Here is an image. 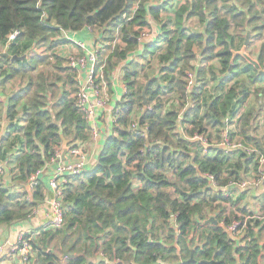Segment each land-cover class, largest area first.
Returning a JSON list of instances; mask_svg holds the SVG:
<instances>
[{
  "label": "trees",
  "instance_id": "trees-1",
  "mask_svg": "<svg viewBox=\"0 0 264 264\" xmlns=\"http://www.w3.org/2000/svg\"><path fill=\"white\" fill-rule=\"evenodd\" d=\"M152 1L0 0V44L7 47L8 36L20 31L7 48L11 55L26 56L14 63L8 57L0 59L8 66L3 83L17 76L27 79L26 86L7 98L8 131L17 132L20 115L25 125L22 154L15 161L14 181L21 188L0 182V226L27 220L44 201L45 182L32 192L28 183L51 163L63 140L68 146L92 142V128L73 97L78 91L75 74L56 54L59 46L73 43L60 38L62 34L89 27L97 32L110 90L111 72L125 63L126 93L118 103L112 133L103 141L95 166L68 179L65 224L57 230H38L30 241L31 264H101L90 261L101 251L114 264H264V222L249 221L239 247L220 226L224 218L231 221L222 207L229 203L224 188L242 181L253 163L258 172L259 163L240 153L237 158L215 150L213 156H203L198 144L190 158L186 141H192L178 131L182 122L187 135L207 133L208 127L220 132L225 118L234 119L251 97L249 84L264 83V75L241 56L228 73L233 51L244 45L247 32L262 36L264 0H238L239 6L230 0H189L180 5L174 21L162 17L174 0L157 7ZM192 18L198 19L200 31L187 29ZM150 19L160 26L159 35L156 41L141 42ZM36 48L51 56H31ZM198 56L200 66L195 67ZM155 59L158 77L142 83L141 73ZM214 60L219 62V77L209 65ZM257 60L264 70V42ZM43 66L51 70H39ZM189 71H196L197 85L188 92L184 77ZM213 82L217 93L207 96L206 83ZM254 94L264 99V88L256 87ZM169 98L177 99L178 105L163 113ZM263 102L242 112L231 133L258 149L259 140L264 145ZM138 110L142 113L134 130ZM145 127L147 135H142ZM231 156L236 159L231 161ZM208 176L214 177L218 189ZM65 252L69 254L62 259Z\"/></svg>",
  "mask_w": 264,
  "mask_h": 264
},
{
  "label": "built area",
  "instance_id": "built-area-1",
  "mask_svg": "<svg viewBox=\"0 0 264 264\" xmlns=\"http://www.w3.org/2000/svg\"><path fill=\"white\" fill-rule=\"evenodd\" d=\"M162 2L163 0H161V3ZM85 31H87L89 34L95 33V31L90 27ZM63 34L66 36V39L71 40L78 47V50L75 53L66 58V64L67 67L70 68L75 74V81L78 85V91L73 96L76 99V106L84 114V118L88 121L89 125L92 128V140L98 142L99 139L106 138L99 130L100 112L106 109L110 102L107 83L104 80V66L101 65L100 62V51L94 45L89 46L83 40H74L73 38H71V32H64ZM19 35L20 31H14L13 33H11L8 36L7 47L11 45L19 37ZM143 36L144 38L142 40L148 39V37L150 36V32H145ZM39 51L41 52H35V54L40 56V54L44 55L46 52V50L43 48H41ZM185 81L186 91L189 92L193 90L197 84L196 71H189L187 73ZM189 104H187L179 113L180 121H182L184 112ZM151 109L152 108L150 107V110ZM117 113L118 107L111 114L112 125H114V123L116 122ZM133 119L134 121L131 125V129L137 130L138 117H133ZM229 125L230 118L226 117L224 121V128L220 134V139L215 145L211 144L206 133H194L192 135H187L183 128L182 122L178 124V131L188 140H191L193 143L198 144L201 147L202 153L204 155H208L210 149L214 147L216 148V150L222 151L228 156L239 153L246 156H254L255 161H257L260 165H264V153L254 145H251L238 137H233L229 132ZM140 133H142V135H147V127L140 131ZM1 136L2 134L0 133V151L3 148ZM62 153V149H58L51 163H49L55 165L53 173L48 180V187L52 191L54 196L51 201L52 217L50 222L46 224V227L41 228L44 231L51 229L57 230L64 226V187L68 183V179L76 175H80L90 169V167L88 168V158L85 152V146H83V144H73L71 147H69L65 161H62ZM43 170L39 171L37 174L30 178L28 185L29 191H35L40 181L43 180L45 182L44 177L42 178ZM208 179L211 181L212 186L218 189L214 177L208 176ZM263 179L264 174L263 172H261L258 177H254L251 179L246 178L239 183H231L229 185L230 189L227 190V186L224 188V190L228 192L234 188L240 190H248L251 188L257 189L262 185ZM251 220L264 222V211L249 212L248 214L244 215L236 213V215L233 216L230 222H226V218H224L220 223V226L228 234V236L232 240H234L235 245L239 247L243 244L242 238L246 233L248 222ZM28 235H32L33 237L28 238ZM34 236H37V233H21L17 237L16 243L10 245L9 247L7 245L0 244V251H5L7 249L8 255L12 254L17 256L20 264H30V258L33 255L30 241L31 239H35ZM97 258L98 260L96 263L114 264L105 257V254L102 251L97 254Z\"/></svg>",
  "mask_w": 264,
  "mask_h": 264
},
{
  "label": "crops",
  "instance_id": "crops-1",
  "mask_svg": "<svg viewBox=\"0 0 264 264\" xmlns=\"http://www.w3.org/2000/svg\"><path fill=\"white\" fill-rule=\"evenodd\" d=\"M163 1H165V0H163ZM176 1H178L179 5H181V4H185L186 1H189V0H174L173 1L174 7L177 6ZM160 3H161V0L159 2H158V0H153L151 5H158ZM200 30H201V28H200ZM92 35H93L92 33L89 34L87 31H82V32H79L76 34L71 33V38H73L74 40L75 39L83 40L88 44V42L93 39ZM60 38L66 39V36L64 34H62V36ZM77 50H78V47L74 43L65 44V45L59 46L56 49V54L59 55L60 57H62L63 59H65L67 55H69L70 53H75ZM248 51L253 56L257 57L258 54H254L251 49H248ZM10 52H12V51H10ZM6 53H9V51H8V48L6 46H4L3 49L0 51V59L5 57L4 55ZM9 56L12 57L14 55H11L9 53ZM10 57H8V58L11 61ZM19 57H21V56H19ZM124 65H125V63H123L121 66L124 67ZM209 65L212 66L213 72H215L216 76L219 77V62L217 60H214ZM7 68H8L7 64H5L3 60H0V73H3ZM142 75H144L143 72L141 73V76ZM209 76H210V74L207 73V77H209ZM156 77H158V76H156ZM156 77H154V78H156ZM111 78H112L111 79V90H110V88H108V95L110 97V102H109L108 106L106 107V109H104L103 111L100 112V121H99V126H100L102 132L105 134V136L106 135L109 136L112 133V126L113 125L111 123L112 122L111 114L118 107L119 101L122 100L124 94L126 93V86H125L124 80L121 81V83H120V81L117 80L116 76L112 75ZM3 79L4 78H0V133L2 134L1 138H2V142H3V148L0 151V182L7 188H12V189L14 188V189L18 190L21 187L17 182L14 181L15 173H16L15 161L19 157V155L22 154V152H21L22 146H21L20 142H22V132H23L22 127L25 125V122L22 120L21 115H20V118L18 120V127H20V128H18L16 133L15 132L10 133V131H8V129H9L8 125L9 124H8L7 115H6V105H7V98L9 97L8 96L9 94H6L3 91L2 87L4 86L3 84H6L5 90H7V92H11L10 94H12L14 92L19 91L21 88H23L26 85H24L25 81L22 80L21 88L13 92V89H9V87H10L11 83L16 82V81L19 82L18 78L17 79L13 78L10 81H8L7 83H3ZM149 79H152V78H149ZM25 80H27V79H25ZM60 86H61V84H60ZM215 86H216V84L214 82L208 83L207 87L209 88L210 94H212V95L217 93L216 91L213 92ZM253 86H255V85H249L251 90H252ZM206 93H207V91H206ZM251 93H253V91ZM204 96H203V100H204ZM250 98L245 103L241 112L234 119H230V125L228 127L230 133L236 132V130L238 128L241 113L244 111H249L250 108H248V104H249L248 102H249ZM261 99H263V97H261ZM165 112L166 111L164 110L163 113H165ZM141 113H142V111L138 110L135 115L139 118ZM223 128H224V126L220 129V132H219L218 129H212L211 127H208L206 134L208 135L209 140H210L212 145H215L219 141L220 134H221V131L223 130ZM233 130H234V132H233ZM234 137H238V136H234ZM238 138H240V137H238ZM3 139H4V141H3ZM104 139H99L98 142L92 140L91 143H81V142L75 143V144L81 143V144H83V146H85V148H86V146L87 147H89L91 145L93 146L92 151L88 152V154H87L89 167L95 166V163L97 161V155L99 153V150L101 148V145H102ZM64 143H65V140H63V144ZM72 145H70L68 147H71ZM7 149H8V151H7ZM215 150H216V148L213 147L210 149V152L208 155H204L203 153H202V155L203 156H213L215 154ZM62 151H63V146H62ZM216 151H218V150H216ZM235 159L236 158L234 156L230 157L231 161H234ZM254 166H255V163H253L251 165L249 172H247L245 174V176H244L245 178H243V179L254 178L255 176H257L259 174V172L261 173L264 171V165L259 164L258 172L253 170ZM54 168H55V165L48 164L45 166L43 173H42V178L44 177L45 183L47 185L45 187L46 197H45L44 201L38 205V207L32 212L30 218H28L27 220L19 221L15 224H12V225L0 226V244L7 245L9 247L10 245L16 243L17 237L21 233H27V234L37 233L39 229H41L42 227H46V224H48L50 222L51 217H52L51 201H52L54 195L48 187V180H49L51 174L53 173ZM234 190H235L234 192H233V190H231L232 193H230V195L229 194H227V195H229L232 198H236L237 200H239L237 202V206H244L246 209H248L249 212H259L262 208H264V179H263L262 185L260 187H258L257 189L251 188L248 190H240V189L236 188ZM97 260H98L97 254L95 257H92L90 259V261L92 263H96ZM0 264H20V262H19V259L17 256L12 255V254L8 255V250L6 249L5 251H0Z\"/></svg>",
  "mask_w": 264,
  "mask_h": 264
},
{
  "label": "rangeland",
  "instance_id": "rangeland-1",
  "mask_svg": "<svg viewBox=\"0 0 264 264\" xmlns=\"http://www.w3.org/2000/svg\"><path fill=\"white\" fill-rule=\"evenodd\" d=\"M160 0H158V2H159ZM166 1V0H165ZM257 1V0H256ZM177 2V6L176 7H174V5H173V3H172V5H171V7L169 8V10L167 11V12H163L162 13V17H171V19L174 21L175 20V16H176V11H178V9H179V7H180V5H179V2L178 1H176ZM230 2L231 3H236L238 6H239V4H238V0H230ZM163 4V2L162 3H160V4H158V5H155V6H152V7H157V6H160V5H162ZM176 4V3H175ZM149 6V5H148ZM150 7V6H149ZM186 26H187V29L190 31V32H198V31H200V28H201V25H200V23H199V21H198V19L197 18H192V19H190V20H188L187 22H186ZM159 25H158V23H155L154 21H153V19H150V28L146 31L147 33L148 32H150V36L148 37V40H150V41H156V39H157V37H158V35H159ZM173 31H174V29H173ZM96 33V32H95ZM95 33H92L93 35V39L92 40H90L89 42H88V45L89 46H95L96 48H97V44H98V42H100V40L99 39H101L100 38V36L99 37H97L98 35H97V33L95 34ZM147 40V41H148ZM143 41H145V40H142V42ZM264 42V28H263V30H262V36H260V37H253V33L250 35V43H249V45H248V49H251L252 50V52L254 53V54H258L259 53V51H260V48H261V44ZM100 44H101V48H102V51H103V45H102V43L100 42ZM3 45L2 44H0V51L3 49ZM248 49H247V51H248ZM40 49L39 48H37V49H34L33 51H31L30 52V55L31 56H34V55H36L35 54V52H41V51H39ZM248 53L253 57V58H255V59H257V57H255V56H253L249 51H248ZM73 53H70L69 55H67L66 56V58L68 57V56H70V55H72ZM45 55H48V56H51V52H49V51H47L46 50V52H45V54L43 55V54H40V56L41 57H44ZM105 55V54H104ZM138 57V54L137 55H134L133 56V58L135 59V58H137ZM65 58V59H66ZM105 58V57H104ZM123 64V62L118 66V67H116L112 72H111V76L113 75V76H116V78H117V80H119L120 81V83H121V81H123V79H124V73H123V68H122V65ZM195 64V67H197V66H200V57L198 56V59H197V61L194 63ZM39 70H43V71H48V70H51V66H48V67H46V66H43V67H40L39 68ZM144 73V75H142L141 77H140V81L142 82V83H145L149 78H154V77H156V76H158L159 75V68H158V61L155 59V60H152V63L150 64V66H148L147 68H146V70L143 72ZM4 76L2 75V73H0V78H3ZM17 78H18V80H19V82H13V83H11V85H10V87H9V89H13V92L14 91H16V90H18V89H20L21 88V86H22V80L23 81H25V84L24 85H26V81L27 80H25L22 76H17ZM16 77H15V79H17ZM112 79V78H111ZM110 79V80H111ZM104 80H105V77H104ZM184 80H185V77H184ZM105 82H106V80H105ZM148 83V82H147ZM4 86L2 87L3 88V91L6 93V94H9L8 96H10L11 94V92H7V90H5V86H6V84H3ZM197 85V84H196ZM249 85H252V84H249ZM208 86V83H206V88H207V90H208V92H207V96H211V94H210V91H209V88L207 87ZM107 87L109 88V86H108V84H107ZM256 87H261V88H264V83L263 84H260V83H258V84H256L255 86H253L252 87V91H253V93L251 94V98H250V100H249V104H248V108H252V107H255V105H256V107L257 106H259V105H261V103H262V101H264V99H261V101H259V98H261V97H257V95H255L254 94V89L256 88ZM208 99H210V97H208L207 98V101H208ZM178 105V101H177V99H171V98H169V99H167V100H164V103H163V105H162V111H167V109H169L171 106H177ZM263 106H264V102H263ZM263 111H264V108H263ZM99 121H100V118H99ZM99 130H100V132L102 133V135L104 136V137H106L105 136V134L102 132V130H101V128H99ZM233 132H234V130H233ZM186 142H188V144H189V148H188V153H190V155H191V157L190 158H192L193 157V154H194V152H196V150H198V145L197 144H195V143H193V142H190V141H186ZM22 149H23V147H22ZM22 149H21V151H22ZM92 149H93V146L91 145V146H89V147H87L86 146V148H85V152H86V154H88V152H90V151H92ZM183 150V149H182ZM7 151H8V149H7ZM240 156V154H237V155H235V157H239ZM88 168H89V166H88ZM263 170V169H262ZM258 174V173H257ZM263 174H264V171H263ZM260 175V172H259V174L257 175V176H255V177H258ZM252 177V176H251ZM235 190H233V192H234ZM230 193H232V191L230 190V191H228L227 193H225V194H229L230 195ZM226 197L229 199V203L228 204H224L222 207L223 208H226V210H225V216H227V217H229L230 219H232L233 218V216L234 215H236V213H238V214H242V215H244V214H248L249 213V211H248V209H246L244 206H237V202L239 201V200H237L236 198H232V197H230V196H228V195H226ZM243 211H246V213H244ZM260 211H264V208H262ZM195 236V233L193 232V234H191V238H193ZM195 241L197 242L198 241V239H195ZM53 247H54V250L56 251V252H60V250L58 249V248H56L55 246H54V244H53ZM53 249V248H52ZM66 256H68V255H64V256H62L61 258L62 259H64V258H66ZM109 260V259H108ZM110 261V260H109ZM112 262V261H111ZM31 264V263H30Z\"/></svg>",
  "mask_w": 264,
  "mask_h": 264
},
{
  "label": "water",
  "instance_id": "water-1",
  "mask_svg": "<svg viewBox=\"0 0 264 264\" xmlns=\"http://www.w3.org/2000/svg\"><path fill=\"white\" fill-rule=\"evenodd\" d=\"M250 35H251V32L248 31L247 35H246L245 43L241 47V49L238 50V51H233V58H232L231 66H230V69H229L228 73H230L232 71L233 64H234V61H235L236 57L237 56H241L248 62L249 65H251L257 71H259V73L261 75H264V70H262L261 65L259 64L258 60L253 58L247 51L248 45L250 43ZM4 56L5 57H10L9 54H7V53ZM10 58H11L12 63H14L15 61H23V60H25L26 56L19 57L17 55H14V56H12ZM149 83H150V81L146 84L145 89H144L143 94H142V97L144 99L143 100L144 105H146V103H147L146 92H147V89L149 88ZM258 144H259L260 150L264 153V145L262 144V142L260 140L258 141ZM68 150H69L68 142L65 141V143L63 144L62 161L66 160V155L68 153ZM210 221L216 223L215 219H213V218ZM65 254L68 255L69 253L65 252ZM71 256L73 257L74 255H71ZM205 263H208V262H205ZM209 263L212 264V262H209Z\"/></svg>",
  "mask_w": 264,
  "mask_h": 264
}]
</instances>
